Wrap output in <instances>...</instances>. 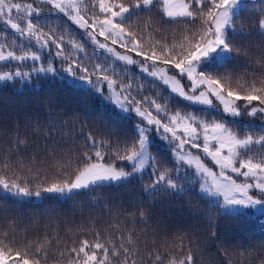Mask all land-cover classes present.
Masks as SVG:
<instances>
[{
	"label": "trees",
	"instance_id": "trees-1",
	"mask_svg": "<svg viewBox=\"0 0 264 264\" xmlns=\"http://www.w3.org/2000/svg\"><path fill=\"white\" fill-rule=\"evenodd\" d=\"M15 2L32 3L41 10L40 16L34 15L32 19L54 37L63 36V56L68 59L56 55L55 44L50 42L49 47L41 48L35 39L20 36L0 21V44L7 45L6 50L17 54L35 51L41 56L39 61L0 62V74L22 73L0 85V177L7 180L10 187L15 182L26 187L30 194H45L41 201L33 202L0 191V248L7 251L9 247L43 242L47 237L51 241L48 264H56L54 258L58 257L60 249L79 247L83 239L92 243L98 232L101 242L110 238L117 245L120 237L131 235L142 264H167L169 258L179 259L189 251L194 264H264V212L252 213L250 209L225 212L212 204L198 192L197 183L191 182L195 177L194 171L187 165L177 164L173 155L174 144L160 139L163 129L156 131L155 125L147 128L151 140L149 152L161 170H172V178L178 181L182 191L149 194L148 185L155 179L151 163L144 172L125 181L90 185L64 199L45 191L53 184L74 179L77 169L84 165V154L88 153L95 161L97 148L104 156L101 163L131 170V164L117 159L113 153L134 143L138 137L137 126L146 122L133 112L135 101H142V110L152 112L165 123L168 116L176 112H192L201 119L226 122L241 137L246 133L259 135L264 128V114L257 112L255 116L249 115L251 106L243 107L247 102L240 100L236 103L241 106V113L231 117L234 121L216 114L209 115L204 109L207 105L182 99L158 78L142 71L141 64L152 63L144 61L143 56L97 34L99 42L106 41L111 48L138 62L122 63L100 49L85 29H80L51 5L41 0ZM123 2L129 4L131 0ZM84 3L89 5L86 18L92 15L103 18L104 14L99 13L98 7L91 8L93 0H84ZM242 9L234 17V29L228 31L233 51L222 63L214 62L204 68L221 83L228 82L225 94L229 85L232 90L243 94L253 82L261 87L264 80V34L259 26L264 18V0H245ZM135 11L139 15H133L126 28L143 35L146 41L149 32L152 43L160 41L171 46L173 41L179 44L184 39L186 24L166 17L161 3L154 2L150 9ZM13 15H16L15 10ZM21 23L23 26V21ZM146 23H149L148 31H145ZM198 27L199 22L187 25L188 34L191 35V31ZM70 40L81 44L84 51L73 48ZM143 47L147 51L148 43L145 42ZM159 51L157 46L158 54ZM49 64L55 68L54 73L37 71ZM70 64L76 72L75 76L65 71ZM96 64L104 66L117 80V93L128 97L124 102L131 109V115H122L110 105L107 99L111 91L106 81H99V88L93 86L97 83V76L93 74ZM77 65L89 69L93 82L90 88L76 86L68 80L85 75ZM157 66L166 67L169 74L180 80L189 91L191 83L178 69L159 62ZM121 85L131 87L122 90ZM151 100L166 106L168 116L164 112H156L155 106L150 104ZM213 103L215 109H222L219 103ZM252 106L264 107L258 101H253ZM90 136L96 141L95 148L89 141ZM185 148L200 155L208 167L219 172L200 150L191 149L190 145ZM254 151L260 152L261 146L255 145ZM180 169H184L185 177L180 174ZM230 175L237 182H244L243 177L234 173ZM249 194L261 196L254 188ZM35 247L36 244L32 243L29 251H34ZM156 252L161 261L154 262L149 258ZM9 262L15 263L12 260Z\"/></svg>",
	"mask_w": 264,
	"mask_h": 264
},
{
	"label": "snow or ice",
	"instance_id": "snow-or-ice-1",
	"mask_svg": "<svg viewBox=\"0 0 264 264\" xmlns=\"http://www.w3.org/2000/svg\"><path fill=\"white\" fill-rule=\"evenodd\" d=\"M41 2L51 5L53 9L63 13L80 28L85 29L93 43L126 64L138 62L130 56L116 52L107 44L99 42L96 39L97 34L104 37L105 40H111L113 44L119 42L122 47L136 52L138 56H143L144 61H151V65L141 64L142 71L160 79L165 85L170 86L172 92L184 99L211 107L213 105L211 97H215L223 105V111L233 117L240 115L241 106L236 102L243 100L247 102L243 107L251 106L249 115L255 116L257 112L264 114V107L252 106L253 101L264 105V80L261 81V87H257L253 82L243 94L232 90L229 85L225 94V84L228 82L221 83L219 78L206 72L202 67V64H207L209 61L215 62L217 58L226 59L227 54L233 51L228 39V31L234 29V17L243 10L241 7L243 0H131L129 4L124 3L123 0H119V2L93 0L91 8L98 7L99 13L104 14L103 18L96 15L86 18L89 5L85 4L84 0H41ZM154 2L162 4L166 17L177 20V22L183 21L186 24L184 39L179 44L175 41L171 46L167 43L162 44L160 41L152 43L150 32L146 41L143 35H138L137 32L129 31L126 28L127 21L133 15H139V12L135 10L150 9ZM14 10L15 16L13 15ZM40 14L41 10L34 7L32 3L21 4L15 0H0V21H3L20 36L35 39L41 48L49 47L50 42L55 44L56 55L63 56V36L56 38L49 32H45L32 19L34 15L39 17ZM197 22H199V27L192 30L189 35L187 25H195ZM259 26L264 34V18L260 20ZM144 27L145 31H148L149 23H146ZM69 42L73 48L81 52L84 51L83 46L75 40ZM145 42L149 45L147 51L143 47ZM157 46L160 47L159 54ZM6 47L7 45L0 44V61L8 59L41 60L38 52L23 51L21 54H17L13 50L5 51ZM177 49L180 51H176ZM63 58L68 59L66 56ZM157 62L178 69L182 76L186 75L192 82V92L196 93V89L200 88L199 93L190 95L185 92L180 80L169 75L167 68L158 67ZM77 66L85 73L79 79L92 84L89 69L81 65ZM94 69L93 74L97 76V83L93 86L99 88V81H106L121 109L127 111L128 109L122 101L127 100L128 97L117 93V80L113 79L111 74L100 64H96ZM37 71L54 73L55 68L49 64L47 68L41 66ZM65 71L73 76L76 75L72 64ZM21 75L22 73L19 71L15 72V76ZM11 79H13L12 73L0 75V81ZM125 87H131V85H121L122 90ZM141 103L142 101H135V112L143 117L148 125H155L156 131L163 129L164 134H170V137L164 135L163 138L174 144L177 164H186L188 167L194 168L195 174L201 177V193L212 197L222 196L225 206L228 207L264 208V130L259 135L246 133L241 137L227 124L216 119L205 120L195 115H183L180 112L168 116L166 106L157 103L156 100H151L150 104L155 106L156 112H164L168 116V121L165 123L154 116L152 112L146 109L142 110ZM137 131L138 137L134 143L123 149H117L113 153L117 159L131 164V170L126 171L124 168H117L114 164L101 163L104 156L102 151L97 148L94 152L95 161L88 153L84 154V165L77 169L74 179L70 178L63 183L53 184L45 191L71 193L74 189L88 188L97 183L127 180L133 174L143 172L150 163L155 173V179L148 185L149 194H155L156 191H182L178 181L172 178V170L167 168L161 170L157 166L155 158L151 156L148 129L138 125ZM201 140L202 142H200ZM89 141L95 148L96 141L91 136ZM186 145H190L191 149L200 150L219 169V172L208 167L201 156L186 149ZM255 145L261 146L260 152L254 151ZM230 173L243 177L244 182H237ZM0 186L8 191L15 189L17 195H30L26 187H21L15 182L10 187L8 181L2 177H0ZM253 188L261 193L260 197L249 194ZM36 195L39 196V192ZM101 240L100 233L97 232L96 239L92 243L88 239H83L80 241L79 247L60 249L58 257L54 258L56 264H142L139 250L131 235L127 238L120 237L119 245L110 238L104 242ZM32 243H35L36 247L34 251L30 252ZM50 245L51 241L46 237L43 242H30L24 247H9L7 251L0 248V264H9L10 260L15 261V264H42V261L44 264H48ZM65 257L66 259H64ZM149 258L154 262L162 260L158 252L150 255ZM167 264H194L193 256L189 251L186 256L179 259L169 258Z\"/></svg>",
	"mask_w": 264,
	"mask_h": 264
},
{
	"label": "rangeland",
	"instance_id": "rangeland-1",
	"mask_svg": "<svg viewBox=\"0 0 264 264\" xmlns=\"http://www.w3.org/2000/svg\"><path fill=\"white\" fill-rule=\"evenodd\" d=\"M244 2H245V0H243V3H242V5H241V7L244 5ZM72 21V20H71ZM73 22V21H72ZM89 22L91 23L92 21H91V19L89 20ZM74 23V22H73ZM75 24V23H74ZM76 25V24H75ZM76 26H78V25H76ZM79 27V26H78ZM80 28V27H79ZM80 29H82V28H80ZM102 43H105V44H107L108 45V47H110L111 48V45L110 44H108L106 41L105 42H102ZM119 43V42H118ZM101 49V48H100ZM102 50H104L105 52H107V53H109L107 50H105V49H102ZM5 51H8V50H6L5 49ZM116 51V50H115ZM116 52H118V51H116ZM110 54V53H109ZM120 54H122V53H120ZM112 55V54H111ZM122 55H126V54H122ZM214 55V54H213ZM114 58H116L114 55H112ZM128 56V55H127ZM229 56V54H227V57ZM117 59V58H116ZM9 60H14V59H8V60H5V61H0V62H6V61H9ZM26 60H31V59H26ZM117 60H119V59H117ZM225 59H220V58H217V60L215 61V63H217V64H220V63H222L223 61H224ZM15 61H18V60H15ZM25 61V60H24ZM119 61H121L122 63H125L124 61H122V60H119ZM18 62H21V61H18ZM211 63H214V62H212V61H209L207 64H202V67H206L205 65H210ZM126 64V63H125ZM163 68H166V67H163ZM8 73H10V72H8ZM43 73H52V72H43ZM2 74H5V73H2ZM2 74H0V75H2ZM13 74V79H15V78H17V77H19V76H15V73H12ZM170 75V74H169ZM186 76V75H185ZM187 77V76H186ZM13 79H11V80H13ZM23 79H25V77H23ZM188 79V78H187ZM11 80H4V81H0V85L1 84H3V83H5V82H8V81H11ZM68 80L71 82V83H73L74 85H76V86H79V87H82V88H90L91 86H92V84H88V83H86L85 81H82V80H80L79 79V77H77V78H73V77H71V78H68ZM160 80V79H159ZM189 80V79H188ZM161 81V80H160ZM190 81V80H189ZM162 82V81H161ZM163 83V82H162ZM180 83H181V85H183L182 84V82L180 81ZM190 83H191V85H190V87H189V91H187L186 89H185V87L183 86V88H184V90H185V92H187L188 94H190V95H195L193 92H192V82L190 81ZM166 86H168V85H166ZM169 88H170V86H168ZM171 89V88H170ZM197 89H200V88H197ZM201 90V89H200ZM200 90H198V91H196V93H199V91ZM174 93V92H173ZM174 94H176V93H174ZM176 95H178V94H176ZM179 96V95H178ZM181 97V96H180ZM182 99H184L183 97H181ZM211 99L213 100V102H217V103H219L220 104V102L219 101H217L216 99H215V97H211ZM108 100V102L110 103V105L112 106V107H114L120 114H122V115H131L132 114V111H131V109L126 105V103L124 102V100L122 101L124 104H125V106L127 107V111H124V110H122L121 109V107H120V105H119V103H117V98H116V96H114L113 95V93L111 92V96L107 99ZM184 100H186V99H184ZM186 101H188V102H192V101H189V100H186ZM195 103V102H194ZM200 104V103H199ZM214 103H213V105L211 106V107H209V106H207V107H205L204 106V109H205V112H207L208 111V114L209 115H219V116H221V117H223V118H225V119H227L228 121H234L235 119H232L231 117H233V116H231V115H229V114H227V113H225L224 111H223V105H221L220 104V106H221V108L222 109H220L219 110V108H217V109H215L214 108ZM135 114H137L136 112H135V110L133 111ZM181 114H183V115H194L192 112L191 113H181ZM138 115V114H137ZM171 116V115H170ZM196 116V115H195ZM146 121V120H145ZM224 122V121H223ZM225 124H226V122H224ZM141 126H143V127H146V128H152V126L153 125H148L147 124V121L145 122V123H142V125ZM228 126V125H227ZM229 127V126H228ZM229 128H231L233 131H235L232 127H229ZM262 130H264V128H262ZM261 130V131H262ZM164 135H168L169 137H170V134H159V138L160 139H163L164 141H166L167 143H171L170 142V140H166V139H164L163 138V136ZM150 142H151V140H150V138H149V144H150ZM173 155H174V158H175V154H174V151H173ZM176 160V159H175ZM186 165V164H185ZM146 169V168H145ZM145 169H144V171H145ZM193 171H194V174H195V170H194V168H191ZM143 171V172H144ZM140 173H142V172H139V173H135V174H140ZM135 174H133V175H135ZM180 174H182L184 177H185V175H186V173H185V171H184V169H180ZM179 174V175H180ZM132 175V176H133ZM130 178V177H129ZM208 179H210V178H208ZM122 181H125V180H122ZM113 182H116V181H113ZM118 182H121V181H118ZM191 182H196L197 183V186H198V192L200 193V194H202L204 197H206V198H208L209 200H210V202L212 203V204H216V205H218L223 211H225V212H232V213H235V212H240V211H245V210H247V209H250V211L252 212V213H259V212H264V208H260V207H253V208H244V207H228V206H225V204H224V200H223V197L222 196H216V197H212V196H208V195H205V194H203V193H201L200 192V184L202 183V179H201V177H199V176H197L196 174H195V177L192 179V181ZM248 182H251V181H248ZM103 183H107V181L106 182H103ZM98 184V183H97ZM82 189H84V188H82ZM79 190H81V189H74L71 193H68V192H64V193H59V192H49V193H51V194H55V195H57L59 198H62V199H64V198H67V197H69L70 195H72L73 193H75V192H77V191H79ZM0 191L1 192H4V193H7V194H10L12 197H14V198H19V199H23V200H26V201H33V202H39V201H41L42 199H43V197H44V195L45 194H39V196H37L36 194H30V195H27V196H25V195H23V194H20V195H17V194H15V190H12V191H8V190H5L2 186H0ZM9 264H15V263H11V262H9Z\"/></svg>",
	"mask_w": 264,
	"mask_h": 264
}]
</instances>
